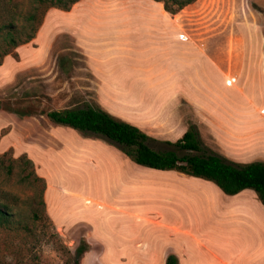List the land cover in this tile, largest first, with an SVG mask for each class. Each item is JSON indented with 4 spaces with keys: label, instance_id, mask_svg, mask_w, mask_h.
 <instances>
[{
    "label": "rangeland",
    "instance_id": "1",
    "mask_svg": "<svg viewBox=\"0 0 264 264\" xmlns=\"http://www.w3.org/2000/svg\"><path fill=\"white\" fill-rule=\"evenodd\" d=\"M1 9L12 15L16 42L27 40L40 29L47 14L46 4L36 0H0ZM32 14L34 18L30 19ZM175 14L180 38L194 44L195 58L209 49L215 67L224 70L226 84L239 86L247 95L254 94L258 103L254 124L257 134L264 135V102H260L264 99V0H194ZM13 40L7 30L0 32V201L15 214L12 223H0V264H76L75 250L81 243L89 247L79 264H148V259L123 256V250L131 248L138 254L134 248H140V240L149 250L158 246L162 232L155 225L146 226L142 219H168V211L162 208H168L170 187L176 188L182 176L188 175L178 171L174 175L148 173L151 169L130 160L126 169L129 175L136 174L134 169L148 171L139 180L146 198L138 204L145 206L147 213L127 209L124 201L118 200L123 191L114 199V187L95 189L98 179L102 181L98 176L100 155L127 156L105 137L54 124L46 111L106 105L117 116L139 123L147 134L160 140L152 142L156 149L168 148L162 141L178 140L191 124L197 125L209 152L220 153L219 144L185 100L180 112L176 108L168 115H149L151 104L144 110L122 107L116 94H108L106 102L102 94H97L101 83L71 36L58 37L42 64L30 67L21 61ZM262 152L259 161L264 162V149ZM23 154L34 161L45 183L21 168L17 159ZM177 187L180 191L182 186ZM149 193H153L152 198H147ZM228 200L218 198L223 204ZM96 229L114 238L117 257L104 253ZM161 261L154 260L153 264Z\"/></svg>",
    "mask_w": 264,
    "mask_h": 264
},
{
    "label": "crops",
    "instance_id": "2",
    "mask_svg": "<svg viewBox=\"0 0 264 264\" xmlns=\"http://www.w3.org/2000/svg\"><path fill=\"white\" fill-rule=\"evenodd\" d=\"M64 34L71 36L85 53L91 72L101 83L97 94H102L106 102L108 94H116L122 107L144 110L151 104L149 115H168L176 108L180 112L185 100L219 144L220 153L241 163L259 161L264 135L257 134L254 124L258 115L254 94L247 95L239 86L227 85L224 70L215 67L209 49L195 58L194 44L180 38L177 14L166 10L163 1L79 0L70 10L52 7L36 37L16 47V52L27 66H39L53 50L56 39ZM122 119L141 128L139 123ZM103 154L98 175L102 181L98 179L95 189L110 185L115 188L112 198L123 191L118 200H123L127 209L147 213L145 206L138 204L146 198L139 180L148 171L134 169L136 174L129 175L126 169L130 158ZM144 169L158 175L176 172ZM182 177L176 188L170 187L168 208H162L168 211L169 218L164 222L142 219L146 226L155 225L162 232L158 246L149 250L140 240V248L133 247L138 254L125 248L123 256L148 259V264L154 260L166 264L170 253L178 256L179 264H264V204L255 190L247 188L229 195L212 181ZM177 185L182 186L180 191ZM152 195L149 193L147 198ZM218 198L229 200L223 204ZM96 230L104 243V253L117 257L114 238Z\"/></svg>",
    "mask_w": 264,
    "mask_h": 264
},
{
    "label": "trees",
    "instance_id": "3",
    "mask_svg": "<svg viewBox=\"0 0 264 264\" xmlns=\"http://www.w3.org/2000/svg\"><path fill=\"white\" fill-rule=\"evenodd\" d=\"M36 1L38 4H46L47 12L52 7L70 10L79 0ZM160 1L164 2L166 10L176 13L194 0ZM29 18L33 19L34 14L30 15ZM15 29L11 13L1 9L0 32L7 30L8 36H11L13 40ZM38 30H35L27 40L22 42L13 40L15 49L21 44L32 41L36 37ZM7 54L9 52L5 55ZM62 63L64 64L65 62L62 61ZM1 64L2 61H0ZM1 108L2 101L0 100ZM46 114L50 121L56 125L70 127L84 134L105 137L138 165L158 170H175L190 176L203 178L214 182L223 192L229 195L251 188L255 190L258 198L264 204V162L241 163L233 161L213 150L209 152L210 149L204 144L196 124H191L178 140L162 141L168 145V148L156 149L152 146V142L160 140L150 136L137 125L110 113L99 105L53 108L47 110ZM6 154L7 152L2 156ZM17 160L21 163L20 166L23 170H28V175H32L45 183V179L38 176L34 161L31 158L23 154ZM43 203H45L44 200ZM14 217L13 210L5 202L0 201V223L10 224L14 221ZM88 247L87 243H81L76 248V264H79L81 255ZM166 264H179L178 256L175 253H170L166 259Z\"/></svg>",
    "mask_w": 264,
    "mask_h": 264
}]
</instances>
